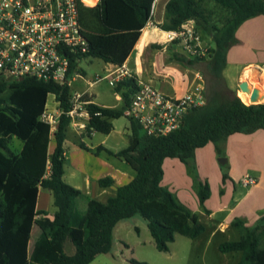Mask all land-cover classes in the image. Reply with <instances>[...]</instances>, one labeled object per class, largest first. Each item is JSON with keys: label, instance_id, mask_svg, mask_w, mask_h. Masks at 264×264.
Instances as JSON below:
<instances>
[{"label": "trees", "instance_id": "trees-1", "mask_svg": "<svg viewBox=\"0 0 264 264\" xmlns=\"http://www.w3.org/2000/svg\"><path fill=\"white\" fill-rule=\"evenodd\" d=\"M85 0L78 6L79 21L87 39L84 57H98L105 62L123 63L139 37L141 28L152 17L154 0ZM212 2V6L208 3ZM95 3V4H94ZM264 13V0H167L164 16L158 23L164 29L178 28L193 18L196 27L211 35L213 46L207 54L189 57L181 50L170 55L188 65L203 61L204 102L190 108L182 124L162 135H148L131 116L128 144L113 150L103 144L94 149L81 139L80 147L123 159L132 167L133 177L119 184L105 200L90 197L87 207L79 211L75 199L80 188L64 179L66 129L70 117L68 83L37 80L30 76L10 81L0 80V264H88L98 253L110 250L113 227L120 219L135 214L147 222L156 248L168 250L176 232L195 237L205 225L198 214L181 202L161 183L165 157H177L194 170L195 149L213 142L218 156H225L229 134L264 129V101H243L228 86L222 74L227 51L239 43L236 30L246 19ZM78 61L72 59L71 66ZM136 87L133 77L117 82L123 104L120 107L87 104L89 117L79 137L93 131L108 133L112 119L125 114L130 94ZM53 93L62 109L56 128L39 118L47 96ZM126 115V114H125ZM142 130V133H141ZM16 137L21 147L13 150L10 139ZM54 141L49 149L50 141ZM49 164V171L47 167ZM227 161L221 163L223 180L228 177ZM110 175L100 176L101 186L113 182ZM50 190L55 210L52 216L36 208L38 186ZM197 198L200 205L210 194L208 180H199ZM230 225L239 236L219 243L220 251H240L234 264H264V210L255 223L245 224L234 217ZM36 226L37 233L31 239ZM69 239L73 250L64 249ZM135 264H148L134 258Z\"/></svg>", "mask_w": 264, "mask_h": 264}, {"label": "crops", "instance_id": "crops-1", "mask_svg": "<svg viewBox=\"0 0 264 264\" xmlns=\"http://www.w3.org/2000/svg\"><path fill=\"white\" fill-rule=\"evenodd\" d=\"M166 1H153L152 17L141 28L139 37L121 64L126 65L135 75L149 81L153 86L168 95H180L197 83H201L204 89L205 77L203 68L201 67L203 61L199 60L194 64L188 65L181 60L170 58V55L177 50H181L184 54L186 52L178 43L166 41L164 28L158 26V23L162 21L164 16ZM259 24H264V13L243 21L236 30V36L240 42L231 45L227 51V62L222 69V74L228 86L235 89L236 92L239 90L238 83L242 79L248 80L250 84L254 81H258L260 86L263 84L264 52L256 53V47L259 46L260 41L261 29L259 28ZM203 32L205 31L201 30V46L203 48L213 46L214 42L211 35L206 32L209 35L206 37ZM101 62L98 64L100 69L95 72H103L108 67L112 68L116 66V64L111 62L103 60ZM81 67L83 77L80 78L87 82L88 78L84 75L86 70L83 66ZM81 67L79 66V68ZM246 67L253 68V75L246 74ZM250 77H255L256 80ZM86 88L87 86H84L80 90ZM89 92L91 93L93 102L100 105L120 107L123 104L121 89H116L115 94V97L121 99L120 106L99 102L93 96L94 93ZM113 120L114 118L112 119V123ZM98 144H103V140ZM53 145L54 141L51 140L49 149H52ZM225 150V161L228 163V177L224 180L222 178V162L218 160L214 144L211 141L195 149L197 173H194L186 163L177 157H165L162 164L163 176L161 183L168 186L181 202L195 211L205 225L204 231L194 238L201 236L205 246L213 243L214 248L217 249L219 243L226 240L222 239L225 236H232L227 237L228 239H234L239 236V230L230 225L234 217H242L245 220V224L251 225L255 223L261 211L264 210V129L259 128L248 133L235 131L229 134ZM110 156L115 157L113 155L103 157L93 154L86 157L88 159L87 165L75 162L74 169L70 174L71 179H67L64 171V179L81 189L82 194L78 197L89 194L86 199V206L83 207L82 211L86 209L90 197L105 200L109 195L114 194L117 185L126 183L133 177L134 171L129 163L124 162L123 159H119L118 157L115 158L119 160L113 159L112 161V159L110 160ZM76 170L83 173L82 183L73 181L76 178ZM245 173L253 175L256 181L251 184H244L241 177ZM104 175H110L114 181L107 186L99 185L97 179ZM205 179L209 182L210 194L204 200L203 205H200L196 191L198 181ZM40 187L42 186H38L36 208L45 209L49 212L48 215L52 216L55 207L49 211L45 205L41 207L38 205ZM91 190L94 193L91 194ZM133 216L118 220L113 227L112 235L116 231L123 230L129 223L127 219ZM132 225L139 230L137 223L134 222ZM225 255L228 257V261L224 264H234L240 256V251H229Z\"/></svg>", "mask_w": 264, "mask_h": 264}, {"label": "built area", "instance_id": "built-area-1", "mask_svg": "<svg viewBox=\"0 0 264 264\" xmlns=\"http://www.w3.org/2000/svg\"><path fill=\"white\" fill-rule=\"evenodd\" d=\"M81 2L85 0H0V80L30 76L58 84L68 83L71 86L70 106L65 112L78 132L84 130L90 114L87 104L93 102L89 87L101 79L111 85L126 77L135 79L136 87L130 94L125 114L134 118L148 135L166 134L179 127L190 108L203 104L201 83L180 95H168L124 64L95 72L87 79L86 89L74 88L72 82L83 74L78 63L72 67L71 61H79V56L87 49V39L79 21ZM163 31L166 41L178 43L189 57L207 54V48L201 46V31L193 18L185 20L178 28ZM61 111L59 107L52 111L45 106L39 118L53 131ZM47 168L48 172L49 164ZM241 179L244 184L256 181L249 173Z\"/></svg>", "mask_w": 264, "mask_h": 264}, {"label": "rangeland", "instance_id": "rangeland-1", "mask_svg": "<svg viewBox=\"0 0 264 264\" xmlns=\"http://www.w3.org/2000/svg\"><path fill=\"white\" fill-rule=\"evenodd\" d=\"M208 5L212 6V2H209ZM259 28L261 29L260 41L259 46L256 47V53H260L261 51L264 52V24H259ZM203 34L206 37L209 36L206 32H203ZM89 59H91V61H89ZM99 63L102 62L97 57H84L78 61V66H83L86 70L84 74L85 77L91 78L94 72L100 69V66L98 65ZM201 67L204 71L205 69L203 62ZM250 68L252 69V67ZM81 69L82 67L79 70L82 71ZM247 73L248 72L246 70V74ZM251 75H253V70H251ZM250 78L256 80L255 77ZM262 83L263 84H261V86L259 85L258 81L251 83V85L258 88V94L262 95V98H259L258 101H264V78ZM72 86L74 88L80 89L84 86H87V83L84 79L77 77L76 80L72 82ZM89 91L94 93L93 96H95V99L99 102L115 104L118 106L121 104V99L115 97V85L109 84L106 79H101L93 83L92 86L89 87ZM242 91H245L243 93H246V95L249 93L246 90ZM237 95L241 96L243 94L241 91H239ZM243 101L249 103V95L247 101ZM45 106L48 110L52 111H54L55 108H58L53 93L48 94ZM129 133L130 121L128 116L125 114L114 118L113 128L108 133L93 131L91 135H83L82 137H79L80 132L74 129L70 124L66 129V137L64 142L67 158H65L66 160L64 162V171L67 179H71L70 174L74 169L73 166L75 162H81L82 165H87L88 159H86V157L92 156L93 154L108 157V153L104 150H101L97 154L94 153L93 150L80 147L78 144L80 139L93 149L97 146V143L102 142V140L104 145L113 149H118L127 145ZM10 147L13 150H18L21 147V141L16 137H12L10 139ZM111 159L112 161L113 159L119 160L118 158L110 156V160ZM192 171L197 173L196 167ZM82 174L83 173L81 171L76 170V178L75 180L73 179V181L82 183ZM90 193L92 194L94 192L91 190ZM88 195L89 194H85L81 197H76L77 201L75 203V207L80 211H82L83 207L86 206V199ZM38 205L39 207L45 205L49 211L55 207L53 203V197L49 189L40 187ZM127 220L129 221L128 225L125 226L123 230L116 231L114 233L110 250L107 252L98 253L88 264H135L131 261L132 258L139 261H145L148 264H224L226 261H228V257L225 255V253L228 254L229 251L224 253L223 251L214 248L213 243L207 244L205 246L201 236L194 238L179 232L175 233L174 239L169 243L168 250H159L156 248L154 239L147 226L146 219L142 215L135 214L133 217ZM134 222L139 225V230L132 225ZM36 233L37 229L36 226H34L31 232V239L35 237ZM227 237L225 236V238L222 239H228ZM64 249L67 252H71L73 250V244L68 238L64 241Z\"/></svg>", "mask_w": 264, "mask_h": 264}, {"label": "water", "instance_id": "water-1", "mask_svg": "<svg viewBox=\"0 0 264 264\" xmlns=\"http://www.w3.org/2000/svg\"><path fill=\"white\" fill-rule=\"evenodd\" d=\"M238 86L241 90H246L249 92V100L250 102H258V99L262 98V95L258 94V88L256 86L251 85L248 80L242 79L239 81ZM226 159L225 156H219L218 160L220 162H224Z\"/></svg>", "mask_w": 264, "mask_h": 264}, {"label": "bare ground", "instance_id": "bare-ground-1", "mask_svg": "<svg viewBox=\"0 0 264 264\" xmlns=\"http://www.w3.org/2000/svg\"><path fill=\"white\" fill-rule=\"evenodd\" d=\"M95 1H96V0H95ZM95 1H94V2H95ZM247 68H248V67H246L245 71L247 70ZM251 70H253V68L251 69V68L249 67L248 70H247V72H248L247 75H250V76H251ZM246 77H247V76H246ZM248 78H249V77H248ZM239 91H241L242 94H243V95H241L240 97H241L243 100H246V101H247V99H248V95H246V93H243V92H245V91H242V90H240V89L238 90V92H239ZM238 92H237V93H238Z\"/></svg>", "mask_w": 264, "mask_h": 264}]
</instances>
